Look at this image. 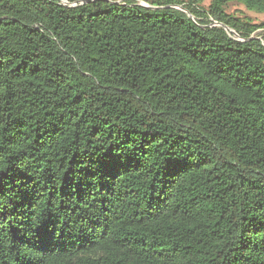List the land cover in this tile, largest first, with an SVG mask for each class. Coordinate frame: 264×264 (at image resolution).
<instances>
[{"label":"trees","instance_id":"1","mask_svg":"<svg viewBox=\"0 0 264 264\" xmlns=\"http://www.w3.org/2000/svg\"><path fill=\"white\" fill-rule=\"evenodd\" d=\"M233 3L264 14L0 0V264H264V22Z\"/></svg>","mask_w":264,"mask_h":264},{"label":"rangeland","instance_id":"2","mask_svg":"<svg viewBox=\"0 0 264 264\" xmlns=\"http://www.w3.org/2000/svg\"><path fill=\"white\" fill-rule=\"evenodd\" d=\"M144 4L143 2H140ZM228 12L238 15H244L248 19H250L253 23H262L264 22V14L256 13L245 9L243 6L237 4H231L228 8Z\"/></svg>","mask_w":264,"mask_h":264}]
</instances>
